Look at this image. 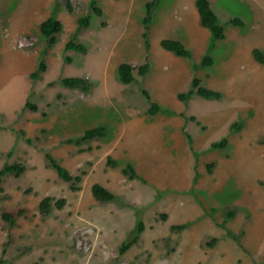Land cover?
<instances>
[{"label":"rangeland","instance_id":"obj_1","mask_svg":"<svg viewBox=\"0 0 264 264\" xmlns=\"http://www.w3.org/2000/svg\"><path fill=\"white\" fill-rule=\"evenodd\" d=\"M149 1L72 0L70 13L63 0H0V171L26 167L20 177L3 178L4 264H264V64L254 56L255 49L264 56V0H253L261 7L255 20L240 0L211 3L225 27L220 41L201 25L195 0H161L147 48L141 21ZM83 16L90 18L88 28L79 25ZM51 17L63 24L53 46L40 31ZM236 18L244 26L231 24ZM203 32L210 34L205 45ZM167 38L181 41L192 58L164 50ZM70 41L87 53L66 50ZM247 42L259 47L246 52ZM207 55L210 67L202 62ZM42 62L46 72L32 80ZM147 62L150 70L142 77L138 68ZM122 63L135 67L130 85L119 81ZM70 77L89 79L92 90L65 88L61 81ZM196 77L222 99L194 95L181 102L178 95L190 91ZM151 102L161 107L154 116ZM234 123L239 132L230 130ZM100 126L107 128L102 139L63 143ZM224 139L225 149L213 148ZM47 153L73 176L87 172L80 191L48 166ZM109 156L120 167L110 168ZM126 164L138 179L124 176ZM96 183L116 199L96 201ZM45 197L67 203L45 215ZM21 209L14 227L3 221V212ZM139 214L145 231L122 255ZM179 225L185 228L173 229ZM212 239L217 243L208 247Z\"/></svg>","mask_w":264,"mask_h":264},{"label":"trees","instance_id":"obj_2","mask_svg":"<svg viewBox=\"0 0 264 264\" xmlns=\"http://www.w3.org/2000/svg\"><path fill=\"white\" fill-rule=\"evenodd\" d=\"M64 5L68 12L72 13L74 12V7L72 4V0H63ZM196 7L198 10V14L200 17L201 25L210 30L212 33V37L214 41H220L225 39V27L220 23V20L215 13V11L212 8L210 0H195ZM161 4V0H151L146 4L145 7V16L142 19V26L144 27L143 32V39L145 40V46L149 48V36L151 32V26L154 18V13L156 9ZM92 10L95 12V14L98 17L104 16V11L102 8L97 6L96 2H93L91 5ZM231 24L235 26H244V23L240 19H233L231 21ZM79 25L82 28H88L90 26V18L89 16H83L79 19ZM103 26H106L105 23H103ZM40 31L42 35L48 40V43L50 46L55 45L57 42V36L62 33L63 31V24L61 21L57 20L56 18H48L40 25ZM161 47L173 54H175L179 58H192L191 51L179 40L167 38L163 39L161 41ZM66 50H72L81 54L87 53V48L80 44L76 43L74 41H70L66 43L65 45ZM254 56L257 62L264 64V56L263 53L259 49L254 50ZM66 61L71 63V58H66ZM203 65L210 67L214 64V61L211 56H205L202 60ZM46 66L42 62L38 69L33 72L30 76L32 80H38L42 73L46 72ZM150 65L149 63H145L144 65L140 66L138 68L139 75L144 77L149 73ZM135 67L130 63H122L118 67V74H119V81L123 85H130L134 83L135 81V75H134ZM61 84L68 89L72 90H79L83 93H89L92 90V83L89 79L86 78H78V77H70V78H64L61 81ZM145 97L151 101V96L148 91H143ZM194 95L204 98L206 100H221L223 97V94H221L219 91L212 90L209 88H206L202 86L201 80L196 77L193 79L191 84V90L187 93H181L178 95V99L181 102H188ZM27 108H30L33 111H37L38 107L36 105L26 103L25 105ZM161 111V107L155 102H151V106L149 108V115L154 116L157 113ZM45 115V114H44ZM195 121V119H193ZM240 125L238 123H234L231 127V131H240ZM107 134V128L100 126L88 129L84 132V134L77 139H68L64 141L65 144H76L77 146H81L83 143H86L91 140L95 139H102L106 137ZM191 140L190 136H188ZM228 145V140L224 139L223 141L219 143H215L213 145V148L215 149H225ZM89 149H80V152H87L90 151ZM46 159L48 166L56 171L59 178L66 182L70 183V188L73 192H78L81 190L79 184L83 180V176L87 174L86 171H82L80 175L73 176L71 172L64 167L52 154L47 153ZM107 165L112 168H118L120 167V163L109 156L107 158ZM209 170L212 171V166L209 167ZM26 171V167L23 164H13V165H6L4 168L0 171V192L4 191L3 188V178L6 175H15L16 177H20L22 174H24ZM122 173L124 176H126L129 180L133 181L138 179L139 175L136 171V169L131 164H126L124 167H122ZM92 194L96 201L98 202H111L116 199V195L109 190L107 187L103 186L102 184L96 183L92 186ZM67 201L66 199H59L54 200L51 197H45L40 202V211L42 214H48L52 210V208L55 206L58 209H62L66 205ZM25 213V210L21 209L18 210L15 213L11 212H3L2 213V219L4 222L9 224L10 227H14L17 223L18 218L23 216ZM230 217L234 216V213H229ZM164 219L167 218L166 215H162ZM185 228L184 225L174 226L173 229L176 231H182ZM145 231V224L142 220L141 215L139 214L137 216V224L136 228L129 237V239L122 244L120 253L123 255L127 251H129L133 246H135L142 235V233ZM217 243L216 239H212V241L207 243L208 247H214ZM5 253V250L3 251ZM5 262L3 260H0V264H4ZM33 264H42L39 262L33 263Z\"/></svg>","mask_w":264,"mask_h":264},{"label":"crops","instance_id":"obj_3","mask_svg":"<svg viewBox=\"0 0 264 264\" xmlns=\"http://www.w3.org/2000/svg\"><path fill=\"white\" fill-rule=\"evenodd\" d=\"M240 1L244 2V3L246 4V6L249 7V9L253 10L254 15H251L249 18L252 19V20H253V19H254V20L257 19V18H258V15H259V10H260L261 7H259L256 3H254L253 0H240ZM210 2L213 3V4H215L216 0H210ZM244 3H243V4H244ZM211 5H212V4H211ZM213 7H214V6H213ZM213 7H212V8H213ZM213 10H214V9H213ZM251 10H250V11H251ZM215 13H216V12H215ZM216 14H217V13H216ZM209 35H210V34H209L208 32H203L202 39H203L204 45H205V40H206L207 37H209ZM242 45H243L244 47H246V50H245L246 52H248L247 49H248V50H252V49H254V47H259V46H254V45H252V44L250 45L249 42H247L246 44L242 43ZM250 48H251V49H250Z\"/></svg>","mask_w":264,"mask_h":264}]
</instances>
